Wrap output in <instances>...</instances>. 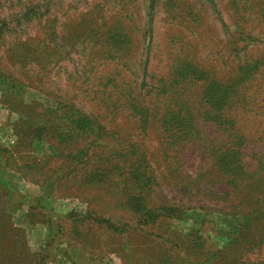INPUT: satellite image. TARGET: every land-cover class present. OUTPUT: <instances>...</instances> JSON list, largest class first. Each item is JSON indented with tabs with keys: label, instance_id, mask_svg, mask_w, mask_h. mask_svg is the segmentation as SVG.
Wrapping results in <instances>:
<instances>
[{
	"label": "rangeland",
	"instance_id": "obj_1",
	"mask_svg": "<svg viewBox=\"0 0 264 264\" xmlns=\"http://www.w3.org/2000/svg\"><path fill=\"white\" fill-rule=\"evenodd\" d=\"M246 56L264 0H0V264H264L261 78L224 172Z\"/></svg>",
	"mask_w": 264,
	"mask_h": 264
},
{
	"label": "trees",
	"instance_id": "obj_2",
	"mask_svg": "<svg viewBox=\"0 0 264 264\" xmlns=\"http://www.w3.org/2000/svg\"><path fill=\"white\" fill-rule=\"evenodd\" d=\"M257 41L259 40L254 39L252 40V43H248L243 48L244 55L245 54L247 55V46L249 44L250 46L254 45L255 42ZM260 78L264 80V57H260L257 59H253V58L247 59V56H246L244 62L241 63L239 67L237 68V73L235 74L234 79H232V82L227 86L226 94H225V96L227 97L226 105L224 107V111L225 110L227 111V124H228L227 130L230 133L229 134L230 139H241L242 142L240 143L241 144L240 145V144H236L235 142L231 143L232 140L229 141L230 147H228L226 150V153H228L226 157V161H228V163L224 165L226 167V171L224 172L226 173H234V172L235 173H248L247 171H244L241 165H239L237 169L235 170L233 169L235 166L233 159L237 157V162L241 160V155H244V152L242 151V147L244 146L245 148V145L247 146V142H248L247 137L245 135H242V136L234 135V133L235 134L238 133L236 125H240L241 121L247 120V117L243 116L245 114L244 112L246 113L251 112L252 114L255 113V111L251 109V107H253V104H252L253 100L249 99L248 92L246 91L252 90L254 83ZM259 114L263 116L262 121L264 122V108L261 110ZM252 117H254L253 122L255 125V121L258 118V116L253 114ZM242 127L245 129V126H242ZM238 131H239V128H238ZM262 136H263L262 138H264L263 133H262ZM263 159H264V152L263 154L262 153L260 154V157L258 158V160L261 163L264 161ZM259 170L261 171L260 173H264V163L259 166ZM134 199L140 208L142 207L144 210H148L149 204L147 203V200L144 195L139 194L138 197H135ZM255 200H259V197H257ZM246 218H248V220L252 223L258 219V217H254L252 213L251 214L247 213Z\"/></svg>",
	"mask_w": 264,
	"mask_h": 264
}]
</instances>
